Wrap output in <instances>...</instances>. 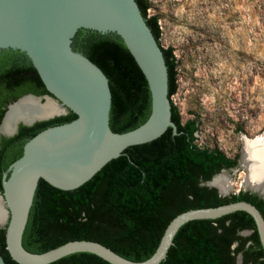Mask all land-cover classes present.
Listing matches in <instances>:
<instances>
[{
  "label": "trees",
  "instance_id": "obj_1",
  "mask_svg": "<svg viewBox=\"0 0 264 264\" xmlns=\"http://www.w3.org/2000/svg\"><path fill=\"white\" fill-rule=\"evenodd\" d=\"M136 1L164 53L171 99L179 86L177 59L172 49L161 46V27L156 16H149L147 1ZM73 48L109 78L113 94L111 130L126 133L145 124L152 112L149 84L122 39L81 29ZM28 94L49 95L33 63L22 52L0 51V125L8 106ZM171 103L177 135L170 128L156 141L130 147L77 190L63 191L44 180L39 182L23 235L27 251L41 254L71 241L86 240L99 242L131 261L143 262L155 254L171 221L187 211L246 201L264 216V207L255 197H221L215 188L204 185L237 162L219 150L201 148L196 143L198 121L183 122ZM76 118L70 111L66 117L31 127L22 125L15 137L3 138L0 191L4 175L22 157L30 139L54 123H69ZM244 229L252 230V235L241 237L239 232ZM241 253L244 264H264L256 223L249 214L238 211L184 225L161 264H236ZM0 254L6 264H18L7 250L6 228H0ZM52 264L110 263L94 254L77 253Z\"/></svg>",
  "mask_w": 264,
  "mask_h": 264
},
{
  "label": "water",
  "instance_id": "obj_2",
  "mask_svg": "<svg viewBox=\"0 0 264 264\" xmlns=\"http://www.w3.org/2000/svg\"><path fill=\"white\" fill-rule=\"evenodd\" d=\"M81 29L117 35L141 69L149 84L152 112L139 128L126 133L111 130L113 94L109 78L96 63L73 48ZM5 50L22 52L31 60L49 95H27L11 103L0 125V136L14 137L22 125L31 127L67 111L77 115L72 122L49 127L30 139L22 157L4 175L0 204L5 219L0 221V228H6L7 250L14 261L52 264L69 255L90 253L110 264H161L184 225L216 220L238 211L254 219L264 249L263 214L255 205L239 201L178 215L168 225L155 254L143 262L131 261L99 242L86 240L71 241L41 254L27 251L23 235L41 180L59 190H77L130 147L156 141L170 128L177 135L178 127L173 121L164 53L136 0H0V51ZM29 98L40 105L51 101L61 112L47 118L17 119L11 131L4 132L3 126L14 108ZM258 145L264 147V141ZM243 152L244 146L242 159ZM224 172L204 185L228 197L230 191L222 193L211 184ZM0 264H6L1 254ZM237 264H243L242 255Z\"/></svg>",
  "mask_w": 264,
  "mask_h": 264
},
{
  "label": "rangeland",
  "instance_id": "obj_3",
  "mask_svg": "<svg viewBox=\"0 0 264 264\" xmlns=\"http://www.w3.org/2000/svg\"><path fill=\"white\" fill-rule=\"evenodd\" d=\"M146 1L161 46L177 59L172 102L183 122L198 121L201 148L241 156L243 136L264 137V0ZM222 176L233 185L228 196L252 189L242 161Z\"/></svg>",
  "mask_w": 264,
  "mask_h": 264
},
{
  "label": "bare ground",
  "instance_id": "obj_4",
  "mask_svg": "<svg viewBox=\"0 0 264 264\" xmlns=\"http://www.w3.org/2000/svg\"><path fill=\"white\" fill-rule=\"evenodd\" d=\"M60 112V107L51 101L45 105H40L38 101L29 98L14 108L3 126V131L10 132L13 123L17 119L47 118ZM243 140L242 162L248 172L245 184L264 194V147H262L263 145H258L264 141V137L256 138L255 140H247L244 137ZM211 184L219 188L222 193H228L233 189V185L230 184L228 178L222 175L216 177ZM4 219L5 213L0 204V221Z\"/></svg>",
  "mask_w": 264,
  "mask_h": 264
},
{
  "label": "flooded vegetation",
  "instance_id": "obj_5",
  "mask_svg": "<svg viewBox=\"0 0 264 264\" xmlns=\"http://www.w3.org/2000/svg\"><path fill=\"white\" fill-rule=\"evenodd\" d=\"M6 51V50H5ZM28 95H34V94H28ZM25 96H27V95H25ZM36 96V95H35ZM44 96H46V95H41V96H38V97H44ZM24 97V96H23ZM22 98V97H21ZM70 115V111H67L65 114H62V115H59V116H56V117H54L53 119H50L49 121H51V120H55V119H58V118H62V117H66V116H69ZM46 122V121H45ZM2 123V122H1ZM60 123L58 122V123H54V124H52V125H50L51 127H53V126H58ZM63 124H66L65 122H63ZM60 125H62V124H60ZM16 136V135H15ZM14 136V137H15ZM3 138H12V137H8V136H5V135H1L0 136V147H1V144H2V140H3ZM231 160H233V161H236L237 162V164H236V166H234V167H231V168H224L223 170H225V171H233L235 168H237L239 165H240V161H242V154H241V156H239V157H235L234 159H231ZM222 170V171H223ZM221 171V172H222ZM220 172V173H221ZM219 173V174H220ZM241 194H248V195H250V196H252V197H255V200L260 204V205H262L263 207H264V197L260 194V193H256L255 191H253V189H243V190H238L236 193H234V194H232V195H236V196H240ZM232 195H230L229 197H231ZM257 207V206H256ZM245 232H247L248 233V235L249 236H251L252 235V233H253V231L252 230H250V229H244V230H242V231H240L239 232V235L241 236V237H244V238H247V237H245L243 234L245 233ZM248 236V237H249ZM235 247H237V244L236 245H234V248ZM239 255H242V258H243V264H244V257H243V254L241 253V254H239ZM238 255V256H239ZM238 256H237V258H236V264H237V261H238Z\"/></svg>",
  "mask_w": 264,
  "mask_h": 264
}]
</instances>
